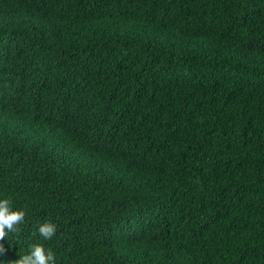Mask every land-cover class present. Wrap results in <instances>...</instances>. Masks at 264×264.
I'll return each mask as SVG.
<instances>
[{"label":"trees","instance_id":"1","mask_svg":"<svg viewBox=\"0 0 264 264\" xmlns=\"http://www.w3.org/2000/svg\"><path fill=\"white\" fill-rule=\"evenodd\" d=\"M0 196L9 264H264V0H0Z\"/></svg>","mask_w":264,"mask_h":264},{"label":"clouds","instance_id":"2","mask_svg":"<svg viewBox=\"0 0 264 264\" xmlns=\"http://www.w3.org/2000/svg\"><path fill=\"white\" fill-rule=\"evenodd\" d=\"M34 62V59L31 63ZM49 65L56 71L61 66H57L48 62ZM45 75L33 76L32 80L38 82L37 88H41V84L44 85L46 80L51 76H48V71H44ZM63 78L66 77L64 73ZM122 171V170H121ZM26 215L25 209H16L13 206L12 200L7 196H0V240H5L10 234H15L17 231V225L24 221ZM57 227L55 223L45 221L39 224L36 232L39 236L43 237L45 241L51 240L56 234ZM8 250L5 249L3 244H0V264H9V261L3 259ZM55 250L49 246L47 248L42 242H35L29 246L26 254H21L18 259L11 261V264H57Z\"/></svg>","mask_w":264,"mask_h":264},{"label":"bare ground","instance_id":"3","mask_svg":"<svg viewBox=\"0 0 264 264\" xmlns=\"http://www.w3.org/2000/svg\"><path fill=\"white\" fill-rule=\"evenodd\" d=\"M11 111V110H10Z\"/></svg>","mask_w":264,"mask_h":264}]
</instances>
